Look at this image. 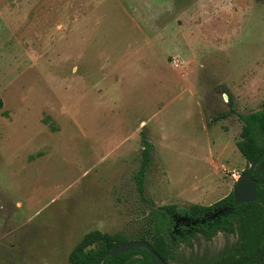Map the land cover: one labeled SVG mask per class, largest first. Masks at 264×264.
Here are the masks:
<instances>
[{
    "label": "rangeland",
    "instance_id": "1",
    "mask_svg": "<svg viewBox=\"0 0 264 264\" xmlns=\"http://www.w3.org/2000/svg\"><path fill=\"white\" fill-rule=\"evenodd\" d=\"M0 99V264H70L98 227L133 238L153 205L233 192L241 115L264 107V0H0Z\"/></svg>",
    "mask_w": 264,
    "mask_h": 264
},
{
    "label": "trees",
    "instance_id": "2",
    "mask_svg": "<svg viewBox=\"0 0 264 264\" xmlns=\"http://www.w3.org/2000/svg\"><path fill=\"white\" fill-rule=\"evenodd\" d=\"M4 102L0 99V110ZM6 115V112L4 113ZM243 128L236 145L248 163L243 173L264 153V107L241 115ZM154 147L146 139L140 169L135 178L143 201H147L145 179L153 162ZM264 162V158L260 164ZM256 180L264 181V171L253 173ZM224 232L238 238L231 254L204 264H255L264 242V185L257 188V199L252 203L237 204L232 192L210 206L193 204L153 205L147 218L133 238L125 234H109L100 230L87 233L69 255L70 264H95L105 253L129 241H145L169 264L176 259L182 246L192 247L201 237L212 240ZM103 264H158L144 248L132 249ZM262 264H264V259Z\"/></svg>",
    "mask_w": 264,
    "mask_h": 264
},
{
    "label": "water",
    "instance_id": "3",
    "mask_svg": "<svg viewBox=\"0 0 264 264\" xmlns=\"http://www.w3.org/2000/svg\"><path fill=\"white\" fill-rule=\"evenodd\" d=\"M264 158V153L250 165L247 172L243 173L236 181L233 193L237 204L252 203L257 199V188L260 185H264V181L256 180L253 177L254 171L257 169L258 172L264 171V162L260 164ZM144 248L148 250L150 255L157 261L158 264H169L167 263L151 246L150 243L145 241H129L120 246L115 247L113 250L103 254L95 264H103L108 258H114L118 255L124 254L132 249ZM264 259V242L259 253L258 260L255 264H262Z\"/></svg>",
    "mask_w": 264,
    "mask_h": 264
},
{
    "label": "built area",
    "instance_id": "4",
    "mask_svg": "<svg viewBox=\"0 0 264 264\" xmlns=\"http://www.w3.org/2000/svg\"><path fill=\"white\" fill-rule=\"evenodd\" d=\"M232 177L237 181L238 178L240 177V174H238L237 172H233Z\"/></svg>",
    "mask_w": 264,
    "mask_h": 264
},
{
    "label": "crops",
    "instance_id": "5",
    "mask_svg": "<svg viewBox=\"0 0 264 264\" xmlns=\"http://www.w3.org/2000/svg\"><path fill=\"white\" fill-rule=\"evenodd\" d=\"M232 48L231 47H229V50H231ZM239 151V150H238ZM241 154V153H240ZM242 155V154H241ZM195 200L196 201H198L199 200V198L197 199V197L195 198ZM99 228V230L101 231L102 229H101V227H98ZM103 232V231H102Z\"/></svg>",
    "mask_w": 264,
    "mask_h": 264
}]
</instances>
